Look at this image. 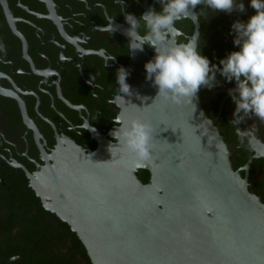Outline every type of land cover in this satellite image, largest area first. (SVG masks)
Instances as JSON below:
<instances>
[{
    "label": "water",
    "instance_id": "95a60500",
    "mask_svg": "<svg viewBox=\"0 0 264 264\" xmlns=\"http://www.w3.org/2000/svg\"><path fill=\"white\" fill-rule=\"evenodd\" d=\"M189 19L191 38L198 30ZM114 30L129 45L130 93L120 91L103 136L89 130L95 147L84 150L58 138L45 155L39 145L43 165L25 175L42 209L79 244L90 264H264V204L232 169L215 126L235 86L223 90L214 119L197 95L181 104L157 96L145 71L155 51L132 50L138 41L130 44L126 28ZM180 33L173 28L169 43ZM21 115L37 140L22 107ZM133 119L152 128L146 161L128 153L119 139V130ZM252 149L247 165L264 157V146Z\"/></svg>",
    "mask_w": 264,
    "mask_h": 264
},
{
    "label": "flooded vegetation",
    "instance_id": "af4514ba",
    "mask_svg": "<svg viewBox=\"0 0 264 264\" xmlns=\"http://www.w3.org/2000/svg\"><path fill=\"white\" fill-rule=\"evenodd\" d=\"M238 2L245 6L243 13H215L203 5L193 10L199 17L197 52L210 66H220L240 50L232 25L256 14L250 0ZM160 9L159 0H0V264H72L69 236L42 209L25 172L33 174L43 165L39 145L48 155L58 138L84 150L96 146L89 130L103 136L121 91L117 72L130 73L129 45L114 28L129 31L127 15L139 19ZM173 28L181 32L175 43L184 42L194 24L181 19ZM138 31H146L143 21ZM143 49L152 51L147 45ZM216 81L217 86L197 93L210 119L218 113L223 90L235 86L219 73ZM21 107L37 140L22 121ZM235 107L229 95L215 126L232 169L264 204V157L247 165L255 153L252 145L264 146V121L251 115L234 123Z\"/></svg>",
    "mask_w": 264,
    "mask_h": 264
},
{
    "label": "clouds",
    "instance_id": "9594fccd",
    "mask_svg": "<svg viewBox=\"0 0 264 264\" xmlns=\"http://www.w3.org/2000/svg\"><path fill=\"white\" fill-rule=\"evenodd\" d=\"M159 3V12L149 10L139 19L126 16V22L131 26L127 32L131 37L130 44L134 38L138 41L132 50L143 51L147 45L156 53L154 59L145 64V71L146 79L158 88L157 96L175 104L192 103L201 87L211 89L217 86L216 73H219L227 82H235V88L229 89L236 106L232 122L240 124L251 115L264 121V0H250V7L256 14L246 23H233V42L240 50L220 60V66H210V61L197 52L198 33L184 42L169 43L168 38L176 21L198 20V12H193L198 6L203 5L215 13L230 14L233 11L243 13L244 4L238 0H159ZM141 21L146 29L143 35L138 31ZM128 75L123 68L116 75V83L124 94L130 93V86L126 83ZM119 139L136 159H150L153 136L149 124L133 119L127 127L119 130Z\"/></svg>",
    "mask_w": 264,
    "mask_h": 264
},
{
    "label": "trees",
    "instance_id": "16d2710c",
    "mask_svg": "<svg viewBox=\"0 0 264 264\" xmlns=\"http://www.w3.org/2000/svg\"><path fill=\"white\" fill-rule=\"evenodd\" d=\"M206 115L208 118H211L210 117L211 115H209L207 112H206ZM25 183H26V180H24V185H25ZM32 193L30 191L31 196H33ZM36 204H38L37 201H36ZM58 224L61 226V224L59 222H58ZM65 234L67 236H69L70 242H71L70 254H71L72 264H90L86 254H85V251L79 246V244L70 236V234L66 230H65Z\"/></svg>",
    "mask_w": 264,
    "mask_h": 264
}]
</instances>
